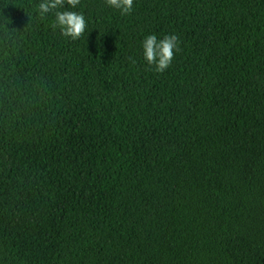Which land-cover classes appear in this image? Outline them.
<instances>
[{"label":"trees","instance_id":"1","mask_svg":"<svg viewBox=\"0 0 264 264\" xmlns=\"http://www.w3.org/2000/svg\"><path fill=\"white\" fill-rule=\"evenodd\" d=\"M40 2L0 0V264H264V0H80L75 41Z\"/></svg>","mask_w":264,"mask_h":264},{"label":"clouds","instance_id":"2","mask_svg":"<svg viewBox=\"0 0 264 264\" xmlns=\"http://www.w3.org/2000/svg\"><path fill=\"white\" fill-rule=\"evenodd\" d=\"M65 4L74 9L80 4V0H41L38 4V13L41 18L54 13L53 27L59 28L62 36L75 41L85 34L88 22L83 13L58 10L63 9ZM106 4L119 10L122 16L131 15L134 9V0H106ZM180 43L179 37L175 34H168L160 39L155 34L146 35L142 41L143 58L156 73L162 74L172 65L180 51Z\"/></svg>","mask_w":264,"mask_h":264}]
</instances>
